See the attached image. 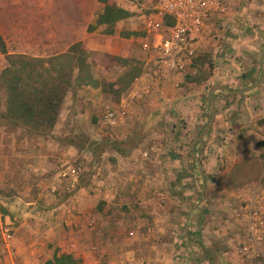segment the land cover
<instances>
[{"label":"crops","instance_id":"crops-1","mask_svg":"<svg viewBox=\"0 0 264 264\" xmlns=\"http://www.w3.org/2000/svg\"><path fill=\"white\" fill-rule=\"evenodd\" d=\"M18 1L0 0L1 35L5 40L14 38L20 41L37 37L44 40L49 48L45 53L51 55L66 52L75 42H81L86 49L91 51L112 52L113 48L111 47L113 46L100 44L96 39V32L88 31L89 26L91 24L94 26L105 25L108 27L109 35L113 36L116 33L120 37V31L116 29L118 22L126 21L130 24L128 28L131 31L133 29L143 30L147 14L140 15L139 13L143 12L142 8H146L145 11L148 12V9L155 6V0L128 1V4L117 5L127 11L126 16L114 22H101L99 18L105 7L107 4L113 3L110 0L104 3L103 8L99 0H59L57 15L44 19L39 17L36 21L41 27L38 31H34L35 19L32 18L29 10L21 13V15H18L17 10H11V8L18 7ZM225 1L226 11L221 14L214 13L208 18L203 37L198 46V53L199 55L208 54L214 57L217 51H220V54L222 51L226 53L230 49L227 43L233 39L232 43L237 47L235 53L249 58V61L247 59L244 63L249 73L245 76L236 77L237 75L234 76V68H228L226 64L220 63L217 70L222 82L215 85L226 87L232 91L223 88H216L214 91L225 90L232 93H242L255 86L251 84V80L259 74V81H262L260 85H264V0ZM99 10L101 11L99 12ZM248 24L249 28L245 26ZM131 31L121 37L126 38V36L133 34L134 32ZM45 39L48 41L45 42ZM18 43L16 47L13 46L10 52L20 50L17 47ZM121 51L124 56L129 54V49ZM115 52L119 53L120 51ZM141 54V69L130 82L127 95L122 97L121 107H117V109L121 108L123 113L117 124L111 128L117 135L121 134L122 138L124 135L127 137L135 133L140 134V136L143 135V139L137 143V148L140 150L138 153H142L152 143L151 148L155 151V156L152 151L150 157L142 159L139 154L138 156L137 154L127 155L114 148L111 153L115 158H105L99 167V169H103L102 175L98 177L93 173L92 178L88 177L84 183L82 182L80 189L72 196L58 198L49 191V187L52 186L57 177V175L52 176V172L58 166V160L77 155V157H86L91 161L95 155V150L91 144L77 146L67 142L65 138L81 129L88 135H93L94 131L99 129L97 128L99 124L95 123L97 119L98 122L104 123L103 114L111 106L106 104L102 108V101L107 97L100 87L93 83L84 84L75 96L69 98L65 96L57 120L50 132L32 131L27 126L0 123V259L7 258L14 252L13 245V247H18L19 244L23 245L19 243L23 241L18 239L19 233H26L28 238L24 239V245L34 248L33 232L42 230L43 233L45 230L49 234L52 231L59 236L63 235L57 242L58 246L55 245L54 247H60L64 254H72L74 259H79L78 261H82L83 264H97L101 259L106 260L105 257H97L92 252L93 245L98 243L106 249V252L110 248L112 250L116 248L117 251L113 257L107 256L115 264L127 261L126 258L129 259L130 255L133 256L131 259H134L143 256V254L147 264L155 263L160 261L157 255L161 253H164L167 260L168 254H171V259L175 261L174 264H185L188 257L187 248H190L193 256L188 264H191L194 259L195 264H198L200 258H205V261L209 260L210 255L197 249L193 240L187 238L186 232L185 245L187 247L178 240L179 224L182 220L178 202L177 205L172 204L173 206L167 209L157 208L156 203H154L151 206L152 209L144 211L151 213L155 221L154 235L157 238L155 241L153 240L152 244L142 240V243L138 242L132 246L134 242L129 241L124 232L130 227L150 230V227L144 224V218L139 216L144 208L141 205L138 207L136 204H141L144 200L151 198V192H144L143 170L140 171L138 167L144 164L146 168L149 163H152L153 167L162 168L166 163H177L180 158H184L187 147L185 143L190 139L191 152L196 157L195 148L201 147V150L203 148H205L204 151L209 150V146H205V142L201 141L207 133L213 132V129H209L201 140L198 139L195 146L192 147L193 141L200 135V127L205 116L202 106H204L203 100L205 98L203 89L207 82L195 75L201 69L198 63L201 58L196 59L194 68L189 75L164 77L156 74L152 64L147 62L149 53L144 51ZM243 83L245 86L240 85ZM237 85L242 87L235 89ZM213 93L210 89L208 94L210 103ZM212 98L215 101L213 96ZM174 108H178L177 113L173 111ZM89 109L97 117L94 118V122L89 120ZM217 115L214 105L212 118L217 117ZM145 119H152L153 127L144 125L142 121ZM170 119L172 121L185 119V127L176 124L175 129L171 130L170 134L165 132L163 129ZM137 125H139L138 130H134ZM175 138L178 141L177 145H174ZM164 152L167 154L164 155ZM143 153L148 155L147 150ZM158 173L155 171L154 176L157 177ZM258 183H260L259 188L264 199V185L261 182ZM188 187L189 189L192 188L189 185ZM185 194L187 193L185 192ZM243 195L244 198L241 199H244V203H246L251 195L250 193L247 197H245V193ZM160 199L162 198L160 197ZM150 201L147 203L149 204ZM242 207L241 204L238 214ZM190 209L192 210V206ZM12 216L16 220L19 216L21 217L14 226L13 241L7 240L5 237V230L9 227L4 228V224L7 225L9 220L13 221ZM239 217V222L246 232V221L242 216ZM189 221L191 220L188 213L185 220V230L186 228L189 230ZM28 232H32V234H28ZM237 235L240 238L239 245L233 250L224 251L221 260L234 261L235 264L253 263L255 257L259 255L258 251L256 252L254 247L249 252L241 251L242 242L248 241L247 232L246 236H243L241 232ZM207 243L210 245L209 240ZM4 244L8 252L3 254ZM130 249L131 251H129ZM146 256H151L152 260L147 259Z\"/></svg>","mask_w":264,"mask_h":264},{"label":"rangeland","instance_id":"rangeland-1","mask_svg":"<svg viewBox=\"0 0 264 264\" xmlns=\"http://www.w3.org/2000/svg\"><path fill=\"white\" fill-rule=\"evenodd\" d=\"M99 1L103 8L104 3L109 0ZM110 1L113 2L112 4L116 5L128 4V1L136 2V0ZM58 3L59 0H19L18 7L11 8V10H17L16 12H18V15L29 10L32 14V18L35 19L33 29L34 31H38L41 26L38 25L36 20H38L39 17L44 19L46 17L51 18L56 16L58 13ZM102 8L101 10H103ZM145 9L146 8H142L143 12L139 14L145 13V15H148L153 10V8H150L147 12ZM101 10H99V12ZM129 26L130 24L126 21L118 22L116 29L120 31L121 36H124L127 32L131 31L128 28ZM245 26H248V28L250 27L249 24ZM88 31H95L96 39H98L99 43L113 46L111 47L113 51H91L86 49L81 42H75L71 44L66 52L54 57L55 55L45 53L49 48L46 46V43H44V40L37 37L23 39L21 41L14 38L8 40L4 39L6 50L2 51L0 49V123H4L1 121H7L2 119L1 114L7 112L6 105L9 96L20 99L23 98L24 100L32 101L36 104L37 98H35V95H37V92L35 87L43 84L45 90L55 85L61 89L64 85L61 77L66 72L69 73L71 83L66 88L65 96L68 98L70 96L73 97L84 84L93 83L99 86L105 97H107L102 101V108L107 104L111 106L110 108L113 107L112 109L118 111L122 110L121 108L117 109V107H121L120 101L122 97L127 95L130 82L138 75L142 66L141 53H143L144 50L141 46V38L144 31L141 29H138V31L137 29H133L131 32L134 33L126 36V38L130 40L122 38L121 36L119 37L116 33H114L113 36L109 35L108 27H105V25L94 26L91 24ZM18 41L20 42L18 43ZM47 41L48 40L45 39V42ZM233 41L232 39L227 43L230 49H228L226 53L222 51V54H220V51H217L215 57L208 54L199 55L198 53L196 57V59L201 58L198 61L201 69H199L195 75L207 82H205L206 84L203 89L205 98L203 100L204 106H202V110L204 109L205 116L203 118L204 122L200 127V134L204 132L208 121L213 116L208 96L211 86L218 83L221 84L220 82H222L218 76V65L223 63L226 64L228 68H234V76L237 75L236 77L245 76L249 73L247 71V66L244 64L245 60L248 59L249 61V58L235 53L237 47L232 43ZM17 43V47L20 50L10 52L13 46L16 47ZM123 49H129V54L126 56L122 55L121 50ZM23 50L26 51L22 52ZM115 51L120 52L116 53ZM79 68H81V70ZM90 74L96 78L97 81L84 83V78L87 80L86 77ZM187 74L189 75L190 73ZM78 75L81 79H79ZM259 79L260 74L251 80V84L255 86L242 93H232L225 90L213 91L217 94L213 93L214 95L212 96L215 100V111L218 115L212 118V126L210 129H213V132L207 133L205 136L203 135L204 139L201 141L205 142V146H209V150L204 151L205 148L201 150V147H199V149L195 148L194 151L200 161L202 172L199 170L198 160L191 152V139L185 143L187 147L184 152V158H180L177 163L170 162L164 164L162 168H157L153 167L152 163L148 162V165L151 166L147 165L145 168L143 164V166L138 167L140 171L143 170L142 181L144 182V192H151V201L146 199L141 204H136L144 208L139 216L140 218H144V224L149 226L150 230L138 227L127 228L124 232L127 235V239L134 242L132 246L135 243L138 244V242L142 243V240L145 243L152 244L153 240L155 241L157 238V236L154 235L155 221L152 214L144 212L145 210L152 209L151 206L154 205V203H156L157 208L167 209L174 204L177 205L178 202V206L181 208L180 215L182 217L179 224L178 240L185 245V220L189 213V219L191 221H189L188 238L193 240L197 249L210 255L208 261H205V258H200L198 264H235L234 261L221 259L224 251L233 250L234 247L237 248V245H239L240 238L237 233L241 232L243 236L246 234L243 230V225L239 222L240 217L238 215L241 204H245L244 199L242 200L241 198H244L243 193H245V197H247L249 193L251 195L254 188L260 186L258 182L264 185V85H260L262 81H259ZM15 83L20 87L19 94H17L16 91L13 92L11 89V86ZM240 85L245 86V83ZM240 85L234 88H241L242 86ZM177 110L178 108L173 109L176 113ZM88 112L90 116L89 120L93 121L94 118H97L95 117L96 115L91 113L90 109ZM17 121L20 123L19 125L27 126L32 131L50 132L52 128L47 124L35 127L31 122L27 121L23 125L21 124L23 121L25 122L23 118H18ZM151 121L152 119H145L142 123L148 127H153ZM95 123L99 124V126H97L99 129L94 131L93 135H88L81 129L77 133L65 138L67 142L76 144L77 146L91 144L95 150V158L93 157L95 163L93 160L89 161L86 157H77V155L68 159H59L58 166L53 169L52 172V176L57 175V177L52 186L49 187L50 193L56 195V197H70V195L72 196L80 189L82 182L84 183L88 177L92 178L93 173L98 175V177L102 175L103 169H99V167L103 164L105 158H115L111 153L114 148L127 155L137 154L138 156L139 154V156H142V159L148 158V156L150 157L152 151L153 155L155 154V151L151 148L152 143L144 150H147L148 155L147 153H143L144 151L138 153L140 150L137 148V143L143 139V135L140 136V134L135 133L127 137H124V135L122 138L121 134L117 135L111 127L98 122V119ZM176 124L185 127V119H178L177 121H172V119H170L167 121V126H165L163 130L170 134L171 130L173 131V129H175ZM135 128L134 130H138L137 128H139V125ZM201 138L199 140H201ZM175 139L174 145H177V138ZM168 140H170V138H168ZM165 154L167 153L164 152V155ZM73 168H76V170L78 169L80 183L77 184L76 188L68 191L64 186V182L62 180L59 181V174L66 170L67 176H69L73 173ZM130 170L133 169L130 168ZM97 171L99 172L97 173ZM155 171L159 172L157 177L154 176ZM188 185L192 186V188L189 189ZM190 191H192V193H190ZM185 192L187 194H185ZM203 195L204 198L202 199ZM160 197L162 199H160ZM149 201L150 203L148 204L147 202ZM191 206H193V208L189 210ZM13 218L12 216V222L9 220L7 225L4 224V228L6 226L9 227L7 229L8 231L5 230V237L7 240L12 241L15 232L14 226L17 221H20L21 217L19 216L17 220ZM4 222L3 219V223ZM28 234H32V232H28ZM33 234L34 248L24 245V239L28 237L26 233L21 232L19 236H17L18 239L20 238L23 240L19 242L23 245L19 244L20 246L18 245V247H13V245L12 248H14V252L10 256L8 255L7 258H1L0 264H83L82 261H78L79 259L74 260L65 257L66 259H63L62 262L59 263L58 261L60 259L54 258L55 254L58 257L64 254L60 247H54L55 245L58 246L57 242L63 235L59 236L52 231L49 234V232L47 233L45 230L43 233L42 230L34 231ZM208 240L210 245L207 243ZM93 246L92 252L97 255V257L103 256L106 259L105 261L101 259L97 264H115L113 260H110L107 256L113 257V254L117 251L116 248H114V250L110 248L106 252V249L99 243ZM3 249V254L8 252L5 244L3 245ZM129 251H131V249ZM187 255L188 257L185 264H188L193 258L190 248H187ZM157 256L160 258V261L148 264H174L175 262L174 259H171V254H168V260L166 259L167 257H164V253ZM132 257L133 256L130 255L129 259L126 258L127 261H122L119 264H147L144 254L143 256H138L139 258L131 259ZM146 258L151 259V256H146ZM255 258V261L251 264H264V257L260 254ZM48 260H51V262L47 263Z\"/></svg>","mask_w":264,"mask_h":264},{"label":"built area","instance_id":"built-area-1","mask_svg":"<svg viewBox=\"0 0 264 264\" xmlns=\"http://www.w3.org/2000/svg\"><path fill=\"white\" fill-rule=\"evenodd\" d=\"M153 11L144 20L142 49L149 53L147 62L156 74L164 77L186 75L194 68L198 46L203 37L208 18L214 13L226 11L225 0H155ZM123 111L107 108L103 122L109 127L117 124ZM78 170V169H77ZM73 168L67 176L64 170L60 180L65 188L73 190L80 174ZM239 216L246 221L247 242L240 250L249 252L253 247L264 257V199L260 188L255 187L241 208Z\"/></svg>","mask_w":264,"mask_h":264},{"label":"trees","instance_id":"trees-1","mask_svg":"<svg viewBox=\"0 0 264 264\" xmlns=\"http://www.w3.org/2000/svg\"><path fill=\"white\" fill-rule=\"evenodd\" d=\"M126 14L127 11L117 6L116 4H107L104 12L100 15L99 21L114 22L115 20L126 16ZM0 49L2 51L6 50L5 41L1 33H0ZM54 57H57V55H55ZM79 69L81 70V68ZM64 75L61 77V80L64 83V85L62 84L63 86L61 85L62 86L61 89H59L56 85L49 87L48 90L44 89L43 84L39 85L38 87L37 86L35 87V90L38 95V96L35 95V98H37L36 104L32 101L24 100L23 98L22 99L17 97L13 98L12 96H9L6 105L7 112L1 114L2 119L7 121H1V122H4L6 124L8 123L13 125H19L20 123L17 121V119L23 118L25 120V122L23 121L21 123L23 125L27 121V122H31L35 127L44 124H47L52 127L55 121L57 120L60 107L64 100L66 88L71 83V79L69 78V73L66 72L64 73ZM78 77L79 79H81L79 75ZM86 79L87 80H85L84 78V83L97 81L96 78H94L91 74L88 75ZM19 88H20L19 85L16 83L13 86H11L13 92L16 91L17 94H19ZM65 257L74 259L73 256L70 254H62V256L60 257L55 255L54 258L60 259L58 261L60 263L62 262L63 259H66ZM50 262L51 260L47 261V263Z\"/></svg>","mask_w":264,"mask_h":264},{"label":"water","instance_id":"water-1","mask_svg":"<svg viewBox=\"0 0 264 264\" xmlns=\"http://www.w3.org/2000/svg\"><path fill=\"white\" fill-rule=\"evenodd\" d=\"M216 88H223V89H226V90L232 91V90H230V89H228V88H226V87L214 85V86H212V88H211V93H213V91H214ZM211 105H212L213 113H214V101H213L212 96H211ZM211 122H212V118L208 121L207 126H206L204 132H203L202 134H200V135H199V136L193 141V143H192V147L195 146V143H196V141H197L198 139H200L203 135H205V134L209 131V129H210V127H211ZM196 158H197V160H198V162H199V170H200V172H202L201 165H200V161H199L197 155H196ZM203 198H204V195L202 196V199H203ZM192 208H193V206H192ZM190 210H191V209H190ZM185 232H186V236H187V238H188V235H189V234H188V228H186ZM191 264H195V259L191 262Z\"/></svg>","mask_w":264,"mask_h":264}]
</instances>
